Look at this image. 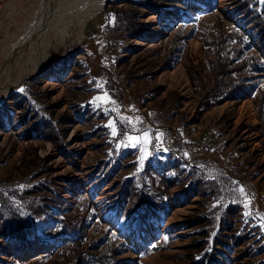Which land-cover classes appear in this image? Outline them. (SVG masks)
<instances>
[{"label":"rangeland","instance_id":"obj_1","mask_svg":"<svg viewBox=\"0 0 264 264\" xmlns=\"http://www.w3.org/2000/svg\"><path fill=\"white\" fill-rule=\"evenodd\" d=\"M11 2L0 0V9ZM140 3L139 35L115 33L114 11ZM237 13L233 0H96L74 16L50 61L0 103V194L32 224L24 240L0 236V264L62 248L64 218L82 248L112 229L129 247L126 264H264L256 95L199 114L189 74L212 87L208 44L242 29ZM249 37L264 69V38ZM252 84L264 92V72ZM105 94L114 103L95 99ZM32 116L52 119L50 139H23ZM143 133L150 142L130 146L127 137ZM174 163L179 176L164 168ZM229 205L239 207L231 231L221 220Z\"/></svg>","mask_w":264,"mask_h":264},{"label":"trees","instance_id":"obj_2","mask_svg":"<svg viewBox=\"0 0 264 264\" xmlns=\"http://www.w3.org/2000/svg\"><path fill=\"white\" fill-rule=\"evenodd\" d=\"M172 1V0H168ZM207 6H212L216 0H202ZM237 7L238 16L241 17V30L223 35L219 33L214 36L210 43L213 59L208 63L212 87L206 89L200 74H194L189 71L193 81L195 92L200 98L198 104V113L202 114L215 103L222 104L227 101H242L253 98L256 95L257 111L259 118H264V92L257 84H252L258 75L264 72L263 66L258 62L257 55L252 51L253 44L249 35L255 34L256 37L264 38V7L260 6L257 0H233ZM144 3L137 4V9H120L114 11L113 31L120 36L131 37L138 36L142 29V24L138 18L139 7ZM248 28V33H242V30ZM110 93L113 88H109ZM115 95H121L119 89L114 88ZM120 97V96H118ZM29 113V108H27ZM31 117L33 124L24 132L23 139L31 140L33 138H49L52 136L55 123L50 118ZM25 123V122H23ZM48 133V134H47ZM165 170L177 173L178 163L164 166ZM171 183V182H170ZM126 182L123 192L128 193ZM172 184V183H171ZM170 184V185H171ZM211 186L210 193H218L215 183H208ZM161 194L162 191H155ZM150 199L144 202L147 205ZM156 202L153 206L158 209ZM238 206L229 205L224 209L221 220L225 229L232 230L230 215L237 214ZM59 224L61 232L58 235L69 237L62 248L46 254L34 255L27 260H17V264H126L120 260V256L129 251L125 240L117 235L112 229L107 227L102 229L101 236L93 242L87 243V248H82L84 238L77 236L72 229L71 221L64 218ZM31 222L20 216L17 209L9 203L2 194H0V236L9 237L16 240H24L31 230ZM242 238V242L248 240L247 235ZM86 247V246H85ZM134 251V250H133ZM57 257L54 262H50L52 256Z\"/></svg>","mask_w":264,"mask_h":264},{"label":"bare ground","instance_id":"obj_3","mask_svg":"<svg viewBox=\"0 0 264 264\" xmlns=\"http://www.w3.org/2000/svg\"><path fill=\"white\" fill-rule=\"evenodd\" d=\"M96 0H12L0 9V103L40 72L75 15ZM6 12V13H5Z\"/></svg>","mask_w":264,"mask_h":264},{"label":"snow or ice","instance_id":"obj_4","mask_svg":"<svg viewBox=\"0 0 264 264\" xmlns=\"http://www.w3.org/2000/svg\"><path fill=\"white\" fill-rule=\"evenodd\" d=\"M261 2L264 3V0H261ZM95 99L96 100H103L105 103H114L113 101H111L110 97L107 96V94H105L103 97H97ZM129 123H131V121H129ZM108 126L112 128V135L113 136L117 135V132H116V129L114 126V122H110V124ZM157 139H160V137L158 136ZM127 140L129 141L130 146H132V147H136V145L139 143L147 144L150 142V138L148 137L147 133H143L140 137L129 136V137H127ZM126 146H128V145H126ZM243 191H244L243 188H241L240 192L243 193ZM246 207H247V205H246ZM262 219H264V218H262ZM262 226H264V225H262Z\"/></svg>","mask_w":264,"mask_h":264},{"label":"crops","instance_id":"obj_5","mask_svg":"<svg viewBox=\"0 0 264 264\" xmlns=\"http://www.w3.org/2000/svg\"><path fill=\"white\" fill-rule=\"evenodd\" d=\"M263 191H264V189H263ZM263 191H261L260 192V194L262 195L263 194ZM258 198V197H257ZM258 200V199H257ZM261 202V201H260ZM262 204H264V200H263V202H262ZM252 205V204H251ZM248 206H250V205H248ZM257 209H258V207H257ZM263 216H264V208H263ZM260 218H263V217H260ZM262 221L264 222V219H262ZM259 230V229H258Z\"/></svg>","mask_w":264,"mask_h":264}]
</instances>
